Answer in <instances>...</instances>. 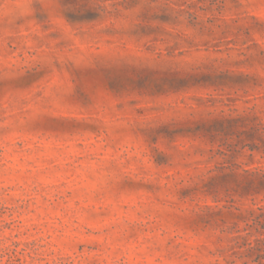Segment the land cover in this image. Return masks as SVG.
Here are the masks:
<instances>
[{"label": "rangeland", "instance_id": "rangeland-1", "mask_svg": "<svg viewBox=\"0 0 264 264\" xmlns=\"http://www.w3.org/2000/svg\"><path fill=\"white\" fill-rule=\"evenodd\" d=\"M0 264H264V0H0Z\"/></svg>", "mask_w": 264, "mask_h": 264}]
</instances>
